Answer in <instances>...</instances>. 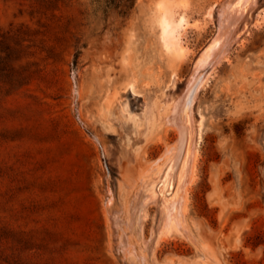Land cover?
Instances as JSON below:
<instances>
[{
	"label": "rangeland",
	"instance_id": "374dc122",
	"mask_svg": "<svg viewBox=\"0 0 264 264\" xmlns=\"http://www.w3.org/2000/svg\"><path fill=\"white\" fill-rule=\"evenodd\" d=\"M158 1L0 0V264H141L121 237L146 264H264V0L195 100L198 178L184 233L160 242L159 196L137 211L179 138L157 114L225 0H173L191 23L180 57L160 42Z\"/></svg>",
	"mask_w": 264,
	"mask_h": 264
},
{
	"label": "bare ground",
	"instance_id": "6f19581e",
	"mask_svg": "<svg viewBox=\"0 0 264 264\" xmlns=\"http://www.w3.org/2000/svg\"><path fill=\"white\" fill-rule=\"evenodd\" d=\"M257 2L258 0H225L221 4L218 13V32L198 55L186 88L173 100H165L167 103L162 106L160 114H157L159 120L179 132L177 143L165 151L164 157L161 158L162 164H157L158 168L155 167L157 172L155 174L151 172V182L148 183V179L142 182L144 192L137 211H143L150 201L157 199V195L160 198L162 220L154 232L157 242L165 240L174 232L184 233L189 194L198 178L199 145L202 140L204 118L200 115L198 120L195 119V100L212 78L217 65L229 59L232 46L235 43L240 44L249 32L251 22L245 19L256 8ZM180 7L181 4L173 0H159L156 4L160 42L166 51L177 57H180L187 48L184 45V34L191 24L183 11H180ZM217 7L218 5H213L208 9L206 16L210 20L215 19L214 12ZM256 14L259 21L264 17V9ZM127 114L134 116L132 112ZM165 165L166 169L161 174ZM157 181L158 188L155 186ZM139 216L141 218V214ZM130 226L128 223V227ZM121 238L125 252L139 257L141 264H146V248H141L139 253L137 247L129 243L131 240Z\"/></svg>",
	"mask_w": 264,
	"mask_h": 264
}]
</instances>
